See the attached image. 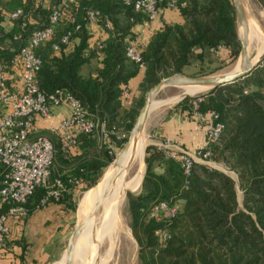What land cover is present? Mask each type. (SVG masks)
Masks as SVG:
<instances>
[{
    "label": "trees",
    "instance_id": "trees-1",
    "mask_svg": "<svg viewBox=\"0 0 264 264\" xmlns=\"http://www.w3.org/2000/svg\"><path fill=\"white\" fill-rule=\"evenodd\" d=\"M60 4L61 0H0V68L9 89L20 88V67L12 60L33 32L48 25L50 14ZM178 4L180 21L162 22L145 46L136 42L133 29L147 21L132 5L121 0H82L71 6L55 25L52 38L35 50L40 60L35 76L39 91L48 96L58 89L67 90L95 120L113 131L110 142L121 149L127 140L118 141L116 136L130 134L147 93L160 80L184 75L192 66L198 70L191 77H207L208 58L217 55L220 63L232 64L239 57L231 0H179ZM165 6L166 1L160 0L159 16L167 10ZM18 10L23 17L12 20ZM90 11L97 14L95 25L106 35L102 42H91L88 27L95 25L87 23ZM66 36L68 42L63 45ZM130 46L139 52V63L126 57ZM92 61L98 63L97 69L91 67ZM141 69L144 76L138 95L122 99L128 81ZM200 98L199 118L193 117L194 99H184L177 108L188 118H204L207 128L206 113L215 114L213 123L223 130L209 149L207 161L220 165L224 172L194 164L185 176L164 150L147 147L140 192L127 197L137 259L140 264H264V59L246 79L214 88ZM7 112L0 103V120ZM53 138L49 185H61V198L41 205L48 189H38L29 198L27 219L11 226L12 236L1 264L13 254L17 232L23 240L22 229L35 213L55 206L70 221L78 194L94 187L101 171L113 161L112 150L98 149L93 135L76 136L65 151L60 138ZM156 168H163V173L156 174ZM228 173L234 174L236 181ZM160 206L175 209L174 215L167 216ZM18 247L23 256L26 246Z\"/></svg>",
    "mask_w": 264,
    "mask_h": 264
},
{
    "label": "built area",
    "instance_id": "built-area-1",
    "mask_svg": "<svg viewBox=\"0 0 264 264\" xmlns=\"http://www.w3.org/2000/svg\"><path fill=\"white\" fill-rule=\"evenodd\" d=\"M81 1L61 0L59 8L50 14L48 25L33 32L27 45L12 60V64L20 67L18 90L8 88L7 78L0 68V103L8 108L7 114L0 120V264L4 249L12 236L11 226L27 219L25 205L29 198L38 189H48L46 197L41 202L43 205L49 200L58 201L63 192L58 182L49 185L55 151L51 138L39 133L35 124L36 119L45 120L50 116L52 109L65 106L69 112L68 117L64 118L56 129L50 130L52 136L60 138L62 151L70 148L78 135H93L98 149L112 150L110 137L114 135L113 131L109 130L105 123L95 120L67 90L58 89L45 96L35 84V76L40 67L35 50L40 44L52 38L53 29L63 12ZM121 1L126 6L132 5L135 12L142 13L146 23L153 22L159 17L160 0ZM165 1L167 10L178 12L179 0ZM96 16L97 14L92 11L88 13V25L96 24ZM22 17L20 10L11 15V19L15 21ZM67 42L68 36L61 40L63 45ZM53 49L57 50V47ZM126 57L132 62H140L139 52L134 47L127 48ZM129 96V91L124 89L121 98L127 100ZM200 97H196L192 102L193 116L196 118L200 116L196 111L197 104L202 102ZM262 110L264 114V105ZM206 116L210 124L206 131V146L203 150L189 154L176 148L175 151L166 153V158L176 161L185 176H189L194 164L211 165L207 161L210 156L209 149L217 144L223 128L220 124L213 123L216 119L215 114L208 112ZM160 148L167 151L169 147L163 143L159 145ZM159 209L169 217L175 213V209H166L164 206H160ZM165 237L164 235L163 238Z\"/></svg>",
    "mask_w": 264,
    "mask_h": 264
},
{
    "label": "bare ground",
    "instance_id": "bare-ground-1",
    "mask_svg": "<svg viewBox=\"0 0 264 264\" xmlns=\"http://www.w3.org/2000/svg\"><path fill=\"white\" fill-rule=\"evenodd\" d=\"M247 31L248 47L251 44L255 47V57L251 60V63H254L264 55V33L255 20L252 22L247 20ZM240 34L241 30L239 29ZM238 70L239 63L229 73ZM204 91L205 89L199 88L182 89V92L189 96ZM159 105L161 104L153 103L151 109ZM127 142L129 144L122 158L117 163L113 162L114 159L98 184L79 199L78 213L81 224L87 220L96 204L100 203L101 205L97 214L80 232L82 233L81 241L75 248L73 247L71 264H112L118 253H122L126 247H130L131 232L129 233L123 225L119 211L125 196L140 187L145 170L146 141L141 133L136 137H130ZM120 152L115 158L120 156ZM58 264H64V258Z\"/></svg>",
    "mask_w": 264,
    "mask_h": 264
},
{
    "label": "crops",
    "instance_id": "crops-1",
    "mask_svg": "<svg viewBox=\"0 0 264 264\" xmlns=\"http://www.w3.org/2000/svg\"><path fill=\"white\" fill-rule=\"evenodd\" d=\"M179 21L176 12L165 10L155 21L143 23L133 29L136 42L141 46H145L150 37L160 28L162 22L177 23ZM88 29L91 42H102L106 39L105 33L98 26H89ZM91 67L97 69L98 63L92 61ZM84 71L86 72V69L83 70V73ZM143 76L144 70L141 69L135 78L128 81L125 89L129 91V98H135L138 95V88ZM68 114V109L65 106H60L52 109L47 119H36L35 124L39 133L50 137L51 141L52 139L55 140L50 130L56 129L58 124L68 117ZM206 131L207 122L204 118L201 120L188 118L185 113L175 108L153 125L151 138L155 144H152V146L159 148L160 144L165 143L170 146V149L180 148L192 154L205 148ZM217 166L219 167L218 170L224 172L220 165L217 164ZM154 172L161 174L163 168H156ZM68 219L69 216L55 206H50L35 213L27 220L25 227L22 229L24 230L21 233L23 234V240L19 238L20 233L17 232L18 237L15 238L14 243L12 242V246H14L13 254H8L2 264H46L48 256L45 254V249L52 246L54 241L61 236L63 224H67L68 228L70 223ZM18 244L26 246L23 256H20L21 252Z\"/></svg>",
    "mask_w": 264,
    "mask_h": 264
},
{
    "label": "rangeland",
    "instance_id": "rangeland-1",
    "mask_svg": "<svg viewBox=\"0 0 264 264\" xmlns=\"http://www.w3.org/2000/svg\"><path fill=\"white\" fill-rule=\"evenodd\" d=\"M243 4H244V8H245V13H247L246 16L249 15L247 17V20H249L251 22L255 20V22H258V25L261 27V29L264 33V0H244ZM252 17H253V19H252ZM254 49H255V47L252 44L247 49V54H248L250 61L252 59H254V57H255V50ZM216 56L217 55H215V57H210L206 61L207 67H205L204 69H205V72L210 73L209 76H217V75H222L224 73H229L239 63L238 58L232 64H228V63L224 62L225 60L223 61L224 63H220ZM197 70L198 69L195 66L186 68L184 70L183 76L191 77V75L195 74L197 72ZM207 92L208 91H204L200 94L190 96L189 99H195L196 97L204 95ZM181 93H183L182 89L165 88L154 98L153 103H160L161 105L155 106L154 108H152L151 112H150V114L146 120L145 127H144L143 132H142L143 133V139H144V141H146V146H152V144H155V143H153V140L151 138V130H152L153 125L157 121L161 120L166 115H168L173 109L177 108V105L180 103V102H178V99H179V95ZM165 102L168 104H166ZM194 118H196V117H194ZM129 135L130 134L126 135L123 133H119L116 136V138H118V141L128 140ZM111 144H112L111 145L112 146L111 152H112V157L114 160L124 145L122 146L121 149H117L113 143H111ZM167 146L169 147L168 148L169 150H167V151L164 150L166 153L168 151H171V152L175 151L174 149H170L169 145H167ZM161 150H163V149H161ZM185 152H187V151H185ZM187 153H189V152H187ZM195 153H192V154H195ZM189 154H191V153H189ZM144 158H145V153H144ZM210 164H211L210 167H212V168H215V169L219 168L217 166V164H215V163H210ZM110 165L101 171V173L99 175V179L97 182H99L101 180L102 176L105 174L106 170L110 167ZM144 169H145V165H144ZM144 173H145V170H144ZM228 175L234 181H236V177L234 176V174L228 173ZM143 177H142V180H143ZM142 180H141V182H142ZM140 186H141V184H140ZM92 189H93V187L89 190H92ZM139 192H140V187L135 192L127 194L124 198V201L121 204L120 211H119L120 219L124 223L123 225L129 231V233L131 232V221H130V216L128 213V199H127V197L129 195H137ZM84 193H86V192H84ZM84 193L78 194V197L76 198V203H77L76 204V211L74 212L71 220L69 221L70 223L68 224V228L66 226L67 224H63V228H62L63 230H62L61 236L54 241V244L52 246L45 249V251H46L45 254H47V256H48V258H47L48 264H54L57 261L58 262L56 264L61 262V260L63 259L62 256L64 254V250H65V246H66L68 237L70 236V234L72 233V231L74 230V228L76 226L81 225L80 215L78 213V204L80 201L79 199H81V196H83ZM237 200H238L239 206H241V193L238 190H237ZM130 236H131V241L129 242L130 247H126V249L122 253H118L116 255L117 257H115L112 264H140L138 259H137L138 246H137V244H136V242L132 236V232L130 233ZM81 237H82V233H79V235L76 238L74 248L80 243Z\"/></svg>",
    "mask_w": 264,
    "mask_h": 264
},
{
    "label": "water",
    "instance_id": "water-1",
    "mask_svg": "<svg viewBox=\"0 0 264 264\" xmlns=\"http://www.w3.org/2000/svg\"><path fill=\"white\" fill-rule=\"evenodd\" d=\"M231 2L235 14V25H236L238 40L240 43V53L238 57L239 70L233 73H225L222 75L207 76V77H187L183 75H173L168 78H164L160 80V82L157 85H155L153 88H151L147 93L145 102L132 126L129 138L132 136L136 137L143 132L146 120L151 112V106L153 105V100L163 89L199 88V89H205V91H210L217 87L228 86L235 82L246 79L250 75L252 70L258 65V63L264 59V55H263L254 63H251V61L249 60L247 54V49H248L247 17L245 13L243 0H231ZM239 29L241 30L240 35H239ZM189 97H190L189 95L181 93L179 95L178 102H181L182 100ZM128 144H129L128 142L124 144L123 148L121 149L120 156L115 158V160L113 161L114 163H117L122 158L123 154L125 153L128 147ZM147 147L149 146H146V148L144 149V153ZM143 176H144V172H143ZM97 184L98 182L96 183V185ZM100 205H101L100 203L96 204L92 209L90 215L88 216L87 220L81 225L76 226L72 231V233L70 234V236L68 237L64 254L62 256L64 258V264H71V255L75 240L79 235V233L83 230L85 225L97 214Z\"/></svg>",
    "mask_w": 264,
    "mask_h": 264
}]
</instances>
